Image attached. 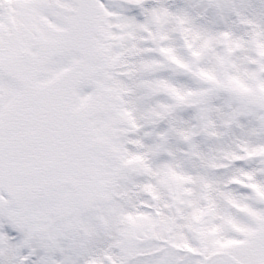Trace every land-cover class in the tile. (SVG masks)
Returning a JSON list of instances; mask_svg holds the SVG:
<instances>
[{
    "label": "snow or ice",
    "instance_id": "obj_1",
    "mask_svg": "<svg viewBox=\"0 0 264 264\" xmlns=\"http://www.w3.org/2000/svg\"><path fill=\"white\" fill-rule=\"evenodd\" d=\"M0 264H264V0H0Z\"/></svg>",
    "mask_w": 264,
    "mask_h": 264
}]
</instances>
